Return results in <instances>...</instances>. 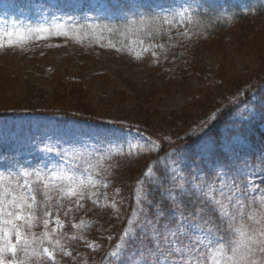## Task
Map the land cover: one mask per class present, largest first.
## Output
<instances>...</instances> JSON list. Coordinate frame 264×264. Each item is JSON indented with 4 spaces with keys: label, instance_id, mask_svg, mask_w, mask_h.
<instances>
[{
    "label": "rangeland",
    "instance_id": "rangeland-1",
    "mask_svg": "<svg viewBox=\"0 0 264 264\" xmlns=\"http://www.w3.org/2000/svg\"><path fill=\"white\" fill-rule=\"evenodd\" d=\"M261 4L264 0H0V175L23 183L24 171L55 173L86 184L83 198L62 197L55 188L50 200L37 196L39 207L53 215L38 211L30 231L54 252V264H200L222 233L225 242L232 238L215 201H223L230 213L250 214L257 207L253 198L264 196V105L254 96L215 134L167 156L162 188L173 203L155 204L141 182L130 190L129 181L147 164L145 176L152 177L150 164L160 147L137 129L146 125L168 140L196 128L203 135L213 112L264 74V48L232 34L194 47L186 81L169 82L156 68L157 47L146 40L147 24L140 21L184 36L200 11L248 12ZM41 28L48 31H34ZM75 113L102 123L72 119ZM128 193L135 196L130 211ZM188 200L193 207H186ZM44 219L50 220L47 229ZM81 221L84 227H73ZM31 264L53 261L32 258Z\"/></svg>",
    "mask_w": 264,
    "mask_h": 264
},
{
    "label": "snow or ice",
    "instance_id": "snow-or-ice-1",
    "mask_svg": "<svg viewBox=\"0 0 264 264\" xmlns=\"http://www.w3.org/2000/svg\"><path fill=\"white\" fill-rule=\"evenodd\" d=\"M162 19L165 23H172L167 18ZM140 23L147 24L148 21L141 20ZM55 27L59 30L62 26L56 25ZM34 31L48 30L41 28ZM20 175L24 177L23 183H20L19 178L13 179L0 175V264H31L32 258L39 262L43 257H47L54 264V252L43 247L42 241L30 231L36 226L38 211L44 217L53 215L46 208L39 207L37 196L39 194L45 200H50L48 192L55 188L62 197L70 198L79 195L83 198L82 189L86 187L85 181L78 180L71 175L55 173L46 176L39 172L33 174L24 171ZM32 175H35V180L29 181L28 177ZM58 180L62 183H55ZM88 183H92L91 177L88 178ZM236 194L235 191L232 192L233 196ZM228 199L231 202V197ZM215 203L219 205L220 215L227 218L232 238L225 242V237L219 236L216 243L208 246V250L203 253L200 264H264V196L259 201L253 198L252 204L257 207L250 214L239 211L230 213L223 201L217 200ZM49 223V219H44L43 227L47 229ZM55 224L60 229L63 228L58 216L55 218ZM73 227L82 228L84 222L81 221ZM55 231L56 229H53V232ZM43 235L48 237L49 232L45 231ZM128 235L129 233L125 232L124 236L128 237ZM37 246L42 248V252L36 250ZM196 250L199 251V249ZM19 253L24 254L23 259L19 257ZM113 255L117 253L114 252Z\"/></svg>",
    "mask_w": 264,
    "mask_h": 264
},
{
    "label": "trees",
    "instance_id": "trees-1",
    "mask_svg": "<svg viewBox=\"0 0 264 264\" xmlns=\"http://www.w3.org/2000/svg\"><path fill=\"white\" fill-rule=\"evenodd\" d=\"M200 12L198 23L184 36L167 33L163 29L153 28L150 23L146 25L145 38L157 47L155 55L156 68L158 70L160 69V73L163 76L166 75L169 82L181 84L186 81L189 66L191 67L192 59L195 58L194 53H192L194 47H203L204 45L212 44V42L222 37H228L234 34L235 38L239 37L243 42H250L251 44L257 45V50L264 48V25L261 28L262 23H264V5H258L248 12L229 7ZM259 19L262 23H259L260 21L257 22ZM236 31L239 32L236 34ZM262 55H264V51ZM238 89L239 92L236 93L233 101H228L220 105L213 112L210 128L203 135H200L202 129L196 128V130L190 133L181 135L173 140H168L162 136H157L146 125V127L141 126L137 129L139 132L147 134L150 138L159 142L160 147L158 152L153 155V159L155 160L151 164L149 163L152 169V177L145 176L147 164L136 177L129 181L130 190L135 189L138 183L141 182L142 188L144 190L147 189V198L151 202L155 204L159 202L161 204L171 202V200H166L162 188L165 183V175L162 167L167 156L173 151L179 155L185 149H189L188 147H193V143L199 141V138L202 136L210 133L215 134L236 113L240 106L246 104L253 96L257 97L262 105H264V74L249 86L245 85L243 88ZM70 117L78 121H92L96 123L100 121L98 118H86L78 113L71 114ZM128 198L129 207L127 211H130L134 205L135 196L132 193H128ZM185 205L188 208L192 205V200H188ZM222 234H224L223 236L226 235L225 233Z\"/></svg>",
    "mask_w": 264,
    "mask_h": 264
}]
</instances>
